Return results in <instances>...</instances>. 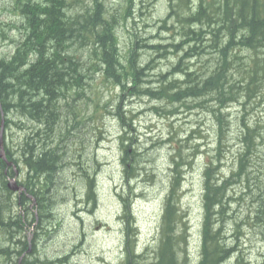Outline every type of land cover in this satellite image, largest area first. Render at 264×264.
<instances>
[{
  "label": "trees",
  "instance_id": "16d2710c",
  "mask_svg": "<svg viewBox=\"0 0 264 264\" xmlns=\"http://www.w3.org/2000/svg\"><path fill=\"white\" fill-rule=\"evenodd\" d=\"M167 1L169 10L160 29L171 33L176 41L149 44L146 38L135 34L125 61L120 52L118 31L131 19L134 0L120 2L115 13L104 0H14L21 19L17 26L9 24V28L19 31V36L13 31L17 38L6 37L13 43V53L0 57V127L2 114L12 111L29 116L39 124L26 135L22 148L23 162L28 168L24 180L27 192L13 196L7 186V176H13L15 172L11 166L6 172L7 164L0 159V264L18 263V257L27 251L29 243L31 252L23 257L22 264H35L37 260L31 261L28 256L35 251L38 238L31 237V241L28 232L24 231H29L32 224L40 229L43 221L51 219V202L59 192L52 196L48 194L51 187H56L58 172L66 163H71L65 159L62 146L56 143L55 132L51 130L59 123L61 101L67 99L69 91L84 92V78H94L97 74L104 82L116 84L123 94L156 99L151 108L160 116H173L178 112V106L208 108L217 122L213 129L217 134L218 158L226 146L225 140H228V106L234 103L246 106L262 94L264 0ZM2 34L6 35L5 32ZM161 36L155 34L150 40H166ZM141 48L149 53L162 51L160 58L166 61V65L169 59L175 61L171 71L164 73L160 64L157 66L160 73L154 70L155 66L150 72L152 66L140 59ZM150 73L157 74L156 82L149 80ZM161 103H165L164 106ZM165 105L170 108L166 110ZM116 114L124 127L123 132L118 133L122 149L120 161L124 165L125 180L133 192L130 197L127 196L129 191L117 193L122 203L118 212L120 220H125L126 231L123 264H189L188 221L180 205L184 181L180 151L172 161L174 174L164 203L154 258L144 263V258H139L141 255L136 253L137 229L133 227L132 204L138 194L134 185L147 174H142L138 166L140 162L135 158L141 150L138 147L131 149L134 144L137 146L134 142L139 130L128 135L125 126L131 122L125 120L120 100ZM9 120L5 121L6 125ZM242 120L239 136L242 147L238 149L239 156L229 175L222 174L220 169L226 167V162L216 163L217 157L211 153L210 128L197 129V140L202 144L206 142L204 145L207 146V151L201 152L207 154V161L203 169L205 214L198 264H224L231 261V256H235L231 264H246L238 245L227 242L229 231L225 223L231 218L229 211L233 197L230 188L240 181H245L250 188L252 179H256L251 155L257 154L259 147L264 146V123L251 124L245 116ZM6 153L16 162L8 146ZM260 157L264 162V157ZM87 171L83 169L80 174L87 183L86 200L96 204L97 181ZM2 195L7 199L4 200ZM255 200L259 206L252 221L264 227V192ZM30 203L36 211H32ZM14 206L24 207L27 215L13 212ZM30 216L32 219L28 218ZM235 221L236 234H239L240 222ZM180 253H183L182 257Z\"/></svg>",
  "mask_w": 264,
  "mask_h": 264
},
{
  "label": "rangeland",
  "instance_id": "374dc122",
  "mask_svg": "<svg viewBox=\"0 0 264 264\" xmlns=\"http://www.w3.org/2000/svg\"><path fill=\"white\" fill-rule=\"evenodd\" d=\"M134 1L135 9L130 16L131 19L128 20L127 26L122 24L118 31L120 52L125 61L127 50L135 39V34L146 38V43L149 44H169L176 41V37L172 39L171 33L166 32L164 28L160 29L163 27L162 20L169 10L167 0ZM104 2L112 13H115L119 3L125 0H104ZM14 6V0H0V57L10 56L15 49L13 43L6 37L13 38L16 37L15 34L19 36L18 30L9 28V24L17 26L21 19L19 11H16ZM78 8L80 9L81 6ZM159 31L164 32L159 33ZM2 32L6 35L3 36ZM171 32L173 33L174 30ZM155 34H161L166 40L152 42L150 38ZM142 48L139 50L140 59L143 63H149L148 66H152L150 72H153L155 66L154 70L160 73L157 71V66L160 64L164 67V73L171 71L170 68H173L175 61L169 59L166 65V61L160 58L162 51L149 53ZM95 75L94 78H84V92L75 93L74 90H70L67 99L61 101L59 123L51 131L55 132L56 143L62 146L65 159L76 164L66 163L56 175V187L55 189L51 187L48 195L52 196L56 192H59V195L51 202L50 221H43L40 229L36 228V224L34 226L32 224L29 231H24V233L28 232L30 237L38 238L36 246L34 245L35 251L28 256L29 260L37 259L35 264H123L125 261V222L120 220L118 211L122 203L119 202L117 193L124 194L129 191L132 194L128 193L127 196L130 197L133 192L125 180L124 165L120 161L122 149L118 133L120 130L123 132V127L118 116L114 115L120 100L123 108L130 107L138 113L148 109L147 114L140 115L131 122L139 130L137 146L134 144L131 149L138 147L141 150L135 158L140 162L138 166L141 167L142 174H147L134 185L138 194L133 201V209L135 225L139 233L137 238L140 250L138 254L141 255L139 258L143 257L144 263L151 262L154 258L162 223V209L174 174L172 161L180 151L183 154L180 167L184 171L180 205L189 218L188 258L189 264H198L204 221L203 169L207 161V154L201 152H206L207 146L204 145L206 142L202 144L197 140V129L210 128L213 141L211 153L217 157V134L213 129L217 122L214 114L208 108L207 110L200 107L189 109L178 106V113L173 116L167 114L160 116L159 113L155 114L150 110L154 104L151 98L141 96L139 99L133 95L123 94L116 84L104 82L102 76ZM155 76L157 74L150 73L148 78L156 82ZM262 88V94L246 106L234 103L226 109L228 140H225L226 146L221 151L220 160L217 157L216 161V163L226 162V167L220 168L222 174H230L239 156L237 153L242 147L239 136L243 116L251 124L264 123V84ZM121 93L123 95L117 97ZM164 104L160 105L164 106ZM169 108L170 105L166 106V110ZM6 118L10 120L7 125L4 123L2 131L4 146H9L14 151L20 173L18 179L24 181L27 178L28 168L23 162L22 148L25 145L26 135L39 123L29 116L14 111L4 113V122ZM129 128L126 127L128 135L135 133ZM69 129L71 133H67ZM260 155L264 157L262 145L257 154L251 155L256 179H252L250 188L245 181H240L230 188V196L234 200L230 202L231 218L225 223L229 231L227 242L233 246L238 245V250L244 255L246 264H264V227L258 223L253 224L252 221V216L259 206L255 197L264 192V162ZM83 169L88 170L90 177H94L98 183H96V204L86 200L87 183L85 177L80 175ZM15 195L17 193L13 194ZM1 197L7 199L5 195ZM30 207L32 211H36L33 204L30 203ZM19 210L25 213L24 207L14 206L12 209L13 212ZM28 218L32 219L31 216ZM235 220L240 222L239 234H236ZM44 230L47 232H43ZM147 243L148 248L145 247ZM182 255L183 253H180L181 257ZM234 258L235 256L224 264H231Z\"/></svg>",
  "mask_w": 264,
  "mask_h": 264
},
{
  "label": "water",
  "instance_id": "95a60500",
  "mask_svg": "<svg viewBox=\"0 0 264 264\" xmlns=\"http://www.w3.org/2000/svg\"><path fill=\"white\" fill-rule=\"evenodd\" d=\"M0 155L2 156V158L6 159L5 153H4V147H3V143H2V139L0 138ZM8 164H11V162H8ZM9 187L16 191V190H23L24 188L20 185L17 184V181L15 178H13L10 182H9Z\"/></svg>",
  "mask_w": 264,
  "mask_h": 264
},
{
  "label": "bare ground",
  "instance_id": "6f19581e",
  "mask_svg": "<svg viewBox=\"0 0 264 264\" xmlns=\"http://www.w3.org/2000/svg\"><path fill=\"white\" fill-rule=\"evenodd\" d=\"M150 47H152V46H150ZM28 251L31 252V248Z\"/></svg>",
  "mask_w": 264,
  "mask_h": 264
}]
</instances>
